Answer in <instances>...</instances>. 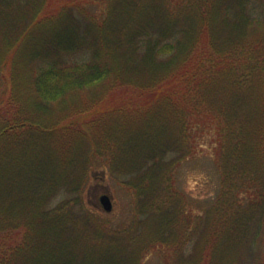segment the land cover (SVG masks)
<instances>
[{
  "label": "trees",
  "instance_id": "obj_1",
  "mask_svg": "<svg viewBox=\"0 0 264 264\" xmlns=\"http://www.w3.org/2000/svg\"><path fill=\"white\" fill-rule=\"evenodd\" d=\"M206 137L202 216L175 181ZM96 163L126 176L127 223L88 200ZM257 209L264 0H0V264H218Z\"/></svg>",
  "mask_w": 264,
  "mask_h": 264
},
{
  "label": "rangeland",
  "instance_id": "obj_2",
  "mask_svg": "<svg viewBox=\"0 0 264 264\" xmlns=\"http://www.w3.org/2000/svg\"><path fill=\"white\" fill-rule=\"evenodd\" d=\"M129 138L128 133H124L116 144L126 143ZM170 141L168 137L167 143ZM115 144V145H116ZM90 145L85 143L82 152L89 150ZM199 153L194 156H188L180 165L176 172V187L184 195L186 210L188 213L205 216L206 212L211 209L216 201L219 191L218 175L216 169L213 145L210 139L206 137L202 148L198 149ZM98 151V150H97ZM101 163L93 164L88 172L86 187L90 191L88 200L92 207L96 208L99 195L108 193L112 197L113 209L110 212H104L101 207L97 209L113 217V223L120 225L127 223L133 213L131 210V198L126 189L121 185L126 176L119 175L111 168L107 167L106 172L102 170ZM102 173L105 178L102 179ZM62 193L60 194V199ZM242 199L243 198H239ZM212 206V207H211ZM249 228L245 237L236 241L229 250L224 262L220 260L218 264H264V213L260 210L251 211ZM263 213V214H262ZM190 241L186 246L183 254L179 257L187 259L193 255V243ZM142 261V264H165L164 254L152 251ZM179 258H174L170 264H177Z\"/></svg>",
  "mask_w": 264,
  "mask_h": 264
},
{
  "label": "water",
  "instance_id": "obj_3",
  "mask_svg": "<svg viewBox=\"0 0 264 264\" xmlns=\"http://www.w3.org/2000/svg\"><path fill=\"white\" fill-rule=\"evenodd\" d=\"M104 174L102 173V179H104ZM100 204L104 211L110 212L113 208L112 197L108 193H104L99 196Z\"/></svg>",
  "mask_w": 264,
  "mask_h": 264
}]
</instances>
